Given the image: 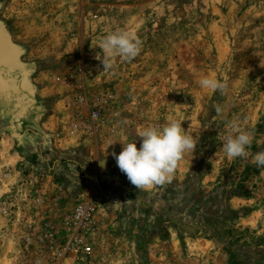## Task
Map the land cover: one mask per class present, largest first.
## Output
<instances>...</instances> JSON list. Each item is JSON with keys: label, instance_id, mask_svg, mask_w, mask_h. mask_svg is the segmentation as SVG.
I'll list each match as a JSON object with an SVG mask.
<instances>
[{"label": "rangeland", "instance_id": "obj_1", "mask_svg": "<svg viewBox=\"0 0 264 264\" xmlns=\"http://www.w3.org/2000/svg\"><path fill=\"white\" fill-rule=\"evenodd\" d=\"M121 28L142 50L103 71L97 45ZM0 30L25 62L17 72L52 95L37 109L55 108L72 154L51 156L32 127L15 132L35 99L15 74L5 96L0 63V137L30 153L18 186L0 172V264H264V169L252 164L264 151V0H0ZM205 75L228 93L202 89ZM233 119L254 132L234 160L222 151ZM170 120L196 148L170 184L136 190L112 153ZM87 204L90 222L69 228ZM73 235L81 244L67 250Z\"/></svg>", "mask_w": 264, "mask_h": 264}, {"label": "clouds", "instance_id": "obj_2", "mask_svg": "<svg viewBox=\"0 0 264 264\" xmlns=\"http://www.w3.org/2000/svg\"><path fill=\"white\" fill-rule=\"evenodd\" d=\"M97 47L101 50L96 59L103 65V71L114 68V60L119 57L125 62L133 61L142 50V41L133 32L116 29L103 36ZM202 89L213 93L226 95L229 86L211 75H205L199 80ZM215 111L222 113L223 108L217 104ZM138 136L140 147L136 142L122 143V151L114 156L117 166L124 173L136 190L151 191L154 187L170 184L179 162L186 153L196 148V139L182 127V122L170 120L162 126H147ZM254 139V132L241 127L238 119L228 122V133L224 138L222 151L229 159L247 157V149ZM252 164L264 169V151L252 157Z\"/></svg>", "mask_w": 264, "mask_h": 264}, {"label": "crops", "instance_id": "obj_3", "mask_svg": "<svg viewBox=\"0 0 264 264\" xmlns=\"http://www.w3.org/2000/svg\"><path fill=\"white\" fill-rule=\"evenodd\" d=\"M40 27L43 26L41 25ZM0 34L2 35L3 43H4L3 48L0 51V63H2L4 65V68L6 67L5 69L8 70L4 78V80H6L4 84L5 96L11 93V86L8 84V81H10L13 76L19 75L21 83L22 81L23 83L26 82V87H28L29 90L32 89V97L35 99V103H34L35 105L31 107L29 111L26 112L27 114L26 116H29L28 118L31 120L27 121V123L19 124L17 127H15V132L25 128L30 129L32 127L38 131V134L40 135L39 136L40 139L42 141L44 140L43 142L45 144V147L47 148V151L51 154V156L54 155L60 158L65 155L71 157L72 154L68 148L70 146L69 142L71 139L68 137L69 136L68 133H65V136H63L62 133L59 132V130L61 129V124H60L61 122L59 121L56 115L55 108L47 109V110L37 109L39 102H52L54 100L52 98V95L47 89H44L43 87L39 86L37 82H34L32 79H30V77L25 78L24 73L21 74L19 71L17 72V69L23 67L25 63L22 62L20 59L21 53H19V49H17L18 47L15 44H13V42L10 41L7 33L4 34L0 30ZM18 58L20 59V61ZM43 61L46 62L49 60L43 59ZM15 69L16 72L14 71ZM73 73L75 74V72ZM23 83L20 84L19 86L20 89L22 88ZM0 112L1 115L3 116L7 113L5 109ZM0 145L3 146L2 148L3 153H0V160L3 161V165L1 164L0 166V172L5 173L3 175L6 176L9 180H11L12 184L16 183V185L18 186V181L22 179L21 176H24V172L28 170L29 165L26 163H27V159L30 158V156L28 155L30 153H27L28 151L26 150L25 146L19 148L16 147L18 145V140L16 139L15 135L9 136L7 139L4 137L3 138L0 137ZM1 154L3 155L2 157ZM70 171L71 168L69 169L67 168V170H65L66 174L67 173L69 174ZM56 172L57 171H54L53 173H49V175L57 174L55 176L62 179L64 178L65 175L64 172L63 175H60L59 173ZM7 257L8 256L6 255L5 258ZM9 258L11 257L9 256Z\"/></svg>", "mask_w": 264, "mask_h": 264}, {"label": "built area", "instance_id": "obj_4", "mask_svg": "<svg viewBox=\"0 0 264 264\" xmlns=\"http://www.w3.org/2000/svg\"><path fill=\"white\" fill-rule=\"evenodd\" d=\"M90 116H91V119L94 120V121L99 120V117H100L99 109L95 108L94 110H92L90 112ZM94 211H95L94 206H92L90 204H87L85 206H79L76 209V211L74 213V216H73V219L71 220V222H67V226L69 228L70 227H74L75 229H77V231L81 230L82 228H84L90 222ZM47 237L52 239L53 235L50 233ZM79 243L80 242H78L77 240L74 239V235H73V237L70 238V240L66 244V249L67 250H74L78 246ZM82 253H84L87 256H90V254H91L90 248L89 247H84L82 249Z\"/></svg>", "mask_w": 264, "mask_h": 264}, {"label": "flooded vegetation", "instance_id": "obj_5", "mask_svg": "<svg viewBox=\"0 0 264 264\" xmlns=\"http://www.w3.org/2000/svg\"><path fill=\"white\" fill-rule=\"evenodd\" d=\"M3 38H2V35L0 34V51L2 50L3 48Z\"/></svg>", "mask_w": 264, "mask_h": 264}]
</instances>
